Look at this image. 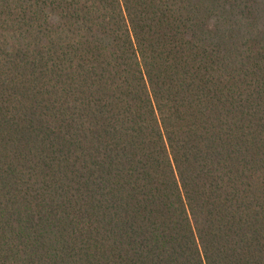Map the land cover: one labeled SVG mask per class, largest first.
<instances>
[{
	"label": "trees",
	"instance_id": "trees-1",
	"mask_svg": "<svg viewBox=\"0 0 264 264\" xmlns=\"http://www.w3.org/2000/svg\"><path fill=\"white\" fill-rule=\"evenodd\" d=\"M0 264H264V0H0Z\"/></svg>",
	"mask_w": 264,
	"mask_h": 264
}]
</instances>
